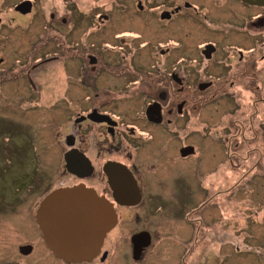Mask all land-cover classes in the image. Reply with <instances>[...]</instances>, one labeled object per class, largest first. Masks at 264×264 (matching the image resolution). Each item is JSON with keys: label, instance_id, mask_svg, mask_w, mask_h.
<instances>
[{"label": "flooded vegetation", "instance_id": "1", "mask_svg": "<svg viewBox=\"0 0 264 264\" xmlns=\"http://www.w3.org/2000/svg\"><path fill=\"white\" fill-rule=\"evenodd\" d=\"M127 1L111 0L107 8L95 6L87 13H77L74 2L70 11L53 5L45 17L39 0H17L11 7L14 26L18 25L17 20L31 17V24L48 29L53 43L60 46V54L35 61L31 71L25 73L28 91L39 95L42 91L37 75L62 64L64 83L61 106L57 108L60 115L63 109L73 108L62 127H57V135L52 132L66 180L55 187L48 185L37 203L56 190L86 188L110 204L116 215V225L107 233L99 253L89 261L70 262L56 256L46 245L36 224V209L31 220L40 232L42 247L55 264H105L110 257L105 248L106 238L117 228L121 217L130 213L135 225L144 229L129 235L127 264H150L146 256L154 239L153 232L148 230V193L165 184L178 194L171 201L159 194L152 200L154 206L173 201L178 251L171 264H264L263 197L259 204H250L249 218L243 220L239 233L232 234L241 238H228L230 201L235 195L248 193L264 179V152L259 147L264 140V127L258 122L259 105H264V100L254 101L252 117L245 124L243 110L233 99L242 92H264V81L259 80L264 76V0H137L134 10ZM131 13L143 17L145 48L150 40L157 41V31L169 35L163 37L164 42L157 41L155 56L163 61L182 44L181 36L189 42L187 38L208 33L212 39L193 49L203 57L206 67L215 56H237L231 60L236 62L225 63L220 76L197 78L193 85L180 76L176 61L172 68L157 67L151 73L132 68L131 63L124 64L130 42L123 33L116 32ZM73 15L74 26L91 29L87 35L93 43L76 45L72 50L69 34H51V29H67L73 24ZM182 28L186 31L182 32ZM103 39L117 43H101ZM38 40H43L45 46L49 43L47 38ZM221 42L229 44L225 52ZM245 56L254 60V56H261V60L245 65ZM218 93L228 94L233 111L226 113L220 130L212 131L210 124L207 129L212 132L198 131L201 114L217 100ZM21 100L17 97V103ZM197 173H201L198 189ZM236 176L235 182L228 181ZM253 182L255 186L251 188ZM134 236L141 243L149 237L150 242L134 245ZM22 247H28V253L21 254ZM18 249L23 257L34 253L31 244Z\"/></svg>", "mask_w": 264, "mask_h": 264}, {"label": "rangeland", "instance_id": "2", "mask_svg": "<svg viewBox=\"0 0 264 264\" xmlns=\"http://www.w3.org/2000/svg\"><path fill=\"white\" fill-rule=\"evenodd\" d=\"M16 1L0 0V17L3 18L4 23L0 26V60H2L0 63V264H55L52 263L47 251L42 247L41 235L32 223L31 214H34V211L38 209L39 203L37 202L42 193L48 189L47 187L61 185L60 181L66 180L61 173L60 152L55 149L52 132L56 134L59 131L57 127H62V124L71 116L73 108L63 109L61 115L57 108L61 106L60 91L64 83L62 64L46 68L44 73L40 72L37 75L42 91L39 95H33L28 91L25 73L31 71L35 61L60 54V46L53 43L55 40L47 33L48 29L31 24V17L17 20L16 24L18 25L14 26L11 20L13 16L11 7ZM41 1L42 15L45 17L46 11H49L48 8L53 5L60 10L70 11L69 6L75 3L78 6L77 13L81 10L87 13L95 6L107 8L111 0H39V2ZM126 4L132 6L134 10L137 0H128ZM129 15H131L130 19L122 23L116 32L123 33L124 38L130 42L126 46L128 55L124 64L131 63L132 68L140 67L151 73L157 67L172 68L176 61L180 76L187 78V83L193 85L197 78H209L208 75L220 76L218 74L225 63L234 65L236 62L231 60L237 56H233V58L231 56H215V60L209 64V67H206L207 63L203 57L198 56L194 51L196 47L212 39L208 33H204L200 38H187L190 40L189 42L183 38L184 36H181L182 44L177 47L172 56H168V60L163 61L161 57L155 56L157 41L164 42L163 37H169V35L162 34L161 30L157 31L160 39L158 35H155L157 41L150 40L149 47L145 48L142 43L141 18L143 19V17L139 18L134 13ZM43 17L40 20L44 22ZM75 18L76 15H73V24L67 29H51V34H69L68 39L73 43L70 47L72 50L82 44L91 45L93 43V38L87 35L91 29L74 26ZM185 31L186 28H182V32ZM195 34H198V30ZM39 38H47L49 43L45 46L43 40L38 42ZM103 42L117 43L108 39L101 40V43ZM228 45L221 42V46L224 48L223 52ZM47 46L49 47L46 48ZM245 57L248 59L245 65L254 60L252 56ZM254 57L256 62L261 60V56ZM69 73L71 75V72ZM204 74L207 76H203ZM263 75L264 73L261 76ZM259 80L262 83L264 76ZM72 82L70 81L71 84ZM27 92L31 94V98H27ZM16 96L19 97V100L27 99L17 103ZM216 99L207 105L201 114L197 123L198 131L207 133L220 130L222 119L226 113L233 111V101L229 99L227 93H218ZM233 99H236L242 108V118L247 124L252 117L254 101L256 99L264 100V92L259 91L251 94L242 92ZM197 110L199 111V107ZM259 111L258 122L263 128L264 105H259ZM136 115L137 109L133 113L134 117ZM235 117L236 114L233 118ZM208 125L214 130L208 131ZM197 143H200V140H197ZM259 147L264 152V140ZM197 174L196 189H198V181L201 178V173ZM236 180L237 176L228 178V181L231 182ZM231 182L229 186H232ZM251 186L253 188L255 182ZM156 194L171 201L170 198L178 192L167 188L165 184L160 189L149 190L148 230L153 232L154 240L151 248L147 251L146 260L150 264L156 262L171 264L177 259L175 253L178 251V249L176 250L178 239L175 233L177 223L173 215V201L154 206L152 198L157 196ZM196 195H199L197 191ZM261 197L264 198V179H260L256 187L248 193H241V195H235L232 198L228 207V215L231 216L228 226L230 241H237L241 238L239 235L238 238L232 234L239 233L238 230L243 228L241 224L244 219L249 218L247 214L250 204H259ZM157 207H160L161 210ZM141 228L144 229V227L135 225L134 215L128 213V215L122 216L117 228L106 238L105 248L109 251L110 257L105 264H127L129 260L127 255L130 252L129 235ZM26 244L34 246V253L30 257H23L19 253L18 247Z\"/></svg>", "mask_w": 264, "mask_h": 264}, {"label": "water", "instance_id": "3", "mask_svg": "<svg viewBox=\"0 0 264 264\" xmlns=\"http://www.w3.org/2000/svg\"><path fill=\"white\" fill-rule=\"evenodd\" d=\"M35 220L46 245L56 256L70 262L93 259L107 233L116 225L110 204L92 190L77 187L56 190L45 197ZM145 241L141 243L137 236L132 239L134 245L145 246L150 238ZM28 251V247L20 248L21 254Z\"/></svg>", "mask_w": 264, "mask_h": 264}]
</instances>
